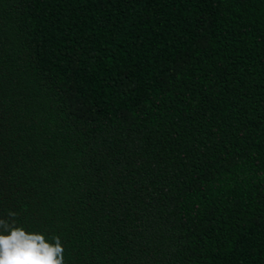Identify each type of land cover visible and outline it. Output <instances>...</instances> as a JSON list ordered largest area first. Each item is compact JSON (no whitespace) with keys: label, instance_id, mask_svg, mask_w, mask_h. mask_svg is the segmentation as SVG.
<instances>
[{"label":"trees","instance_id":"16d2710c","mask_svg":"<svg viewBox=\"0 0 264 264\" xmlns=\"http://www.w3.org/2000/svg\"><path fill=\"white\" fill-rule=\"evenodd\" d=\"M64 264H264V0H0V219Z\"/></svg>","mask_w":264,"mask_h":264},{"label":"clouds","instance_id":"9594fccd","mask_svg":"<svg viewBox=\"0 0 264 264\" xmlns=\"http://www.w3.org/2000/svg\"><path fill=\"white\" fill-rule=\"evenodd\" d=\"M9 220L0 219V264H64V248L60 238L54 243L40 233L16 227V213H7Z\"/></svg>","mask_w":264,"mask_h":264}]
</instances>
